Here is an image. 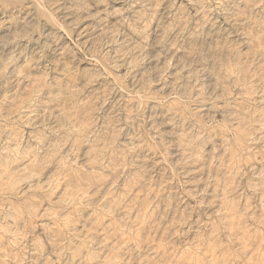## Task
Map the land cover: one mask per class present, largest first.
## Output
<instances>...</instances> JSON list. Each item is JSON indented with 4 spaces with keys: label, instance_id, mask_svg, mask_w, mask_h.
Listing matches in <instances>:
<instances>
[{
    "label": "rangeland",
    "instance_id": "rangeland-1",
    "mask_svg": "<svg viewBox=\"0 0 264 264\" xmlns=\"http://www.w3.org/2000/svg\"><path fill=\"white\" fill-rule=\"evenodd\" d=\"M0 264H264V0H0Z\"/></svg>",
    "mask_w": 264,
    "mask_h": 264
}]
</instances>
